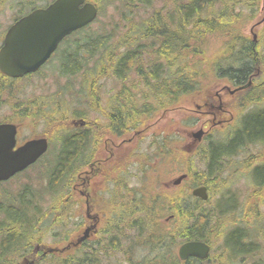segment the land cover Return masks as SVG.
Returning <instances> with one entry per match:
<instances>
[{
  "label": "trees",
  "instance_id": "16d2710c",
  "mask_svg": "<svg viewBox=\"0 0 264 264\" xmlns=\"http://www.w3.org/2000/svg\"><path fill=\"white\" fill-rule=\"evenodd\" d=\"M108 1L113 4L116 0ZM232 2L246 6L235 13H228L222 8L215 10L218 5L227 6ZM152 3L153 0H135L133 7L135 9H138L140 5L148 7ZM253 6L255 3L250 0H182L180 2L172 0V5L166 13H163L161 9L156 10L148 21L144 22L142 38L153 39L149 46L142 45L134 50H127L122 55H117L115 49L100 45L97 39L92 42L86 41L90 42L91 46L86 43L84 46H78L76 49L78 55L68 56L65 60H61L60 73L63 76L81 73L90 60L94 59L95 52L105 48L108 52L105 54L107 61L104 60L102 63L101 74L108 75L111 72L113 77L123 85L120 91L109 98L108 106H112L116 101V106H129L132 103L134 107H138L133 112V127L137 130L146 121L153 120L158 111L168 110L184 102L188 97L195 100L199 98L197 92L200 84V79L197 78L199 72L193 63L203 59L201 52L204 50L208 37L220 33L227 40L224 55L220 57V60L224 62L215 61L214 63L215 75L218 78L229 77L233 83L239 84L244 78V81L248 79L254 66L263 64L264 56L259 52V46L254 45L251 39H247L240 29L244 21L254 16V11L247 13L244 7L252 8ZM204 13L209 17H204ZM241 42L243 43L237 50L238 43ZM190 58L193 59L192 64H190ZM97 67L99 65L84 71L82 75L84 80L79 91L64 89L68 91L70 98L80 100L84 97L91 107L106 112L102 104L95 103L98 94L94 86L96 80L94 70L97 71ZM105 67L108 68L107 72ZM132 72L136 73V77L134 84L128 86L127 81ZM3 81L0 76V90ZM130 88L133 91L141 90V96L135 92L140 98L137 99L136 96L125 93ZM177 88L180 89L177 90ZM32 103L35 104V102ZM47 103L45 101L44 104L47 105ZM153 106H156V110L152 109ZM146 107L150 109L143 113ZM76 111L77 114L83 112ZM254 111L245 116L242 128L229 142L215 143L212 147L206 146L198 152L197 158L206 165L204 173L196 171L191 165L185 163L195 155L179 145L176 131L172 130L169 136L161 137L162 141L157 145L161 148L158 155L165 157L168 162L180 161L178 162L180 168H184L183 172L190 176L188 183L185 184V181L178 192L173 193L162 188L154 192L151 187L142 189L134 195L135 199L131 207L127 208L131 215L133 228L137 229L144 241L142 243L158 254L154 261L147 264H198L201 262L196 258L181 261L174 250L181 242L191 239H202L211 243L209 234L205 233L204 224L206 219H213L211 216L213 210L209 211L211 214L203 210L201 207L203 201L193 197L191 189L196 185H209V180L213 183L214 175L220 171V162L225 157L224 153L235 152L236 148L240 149L250 142L259 144L263 141L264 109ZM107 115L113 116V113H107ZM56 123L57 119L52 118V126L49 130L53 133H61L62 136L61 125L57 126ZM214 140L221 139L212 138V141ZM67 144L65 151L56 157V165L49 174L53 201L47 209H43L45 202L43 196L46 193L40 194L39 190L37 194H34L38 195L37 199L31 196L32 193L30 195L24 191L16 196V200L0 204V264H23L24 260L30 259L37 264H98L96 259L98 249L97 252L89 251V253L77 251L76 255H71L67 259L57 254L42 256L43 253L33 252V245L36 242L43 244L55 224H63L66 218L67 203L63 201V195L54 193L58 192V188L62 186L60 181L65 176V166L69 163L70 168L73 166L74 161L69 160L78 148L79 142L69 141ZM259 166H261L260 169L254 175L257 183L262 184L264 183V164L257 167ZM224 181L229 187L230 183ZM216 183H219L218 180ZM225 197L227 198L228 195L225 194ZM233 203L236 204L232 198L221 200L218 207L226 209L229 204ZM155 212L160 216L169 214L174 217L170 223H165L154 217ZM50 214L53 223L48 222ZM244 239L241 230L231 231L226 240L230 253H242L244 249H250L249 245L243 244ZM211 258L210 255L208 260ZM214 258L220 259L218 262L222 263L224 253H216Z\"/></svg>",
  "mask_w": 264,
  "mask_h": 264
},
{
  "label": "flooded vegetation",
  "instance_id": "af4514ba",
  "mask_svg": "<svg viewBox=\"0 0 264 264\" xmlns=\"http://www.w3.org/2000/svg\"><path fill=\"white\" fill-rule=\"evenodd\" d=\"M52 1L53 0H28L27 5L22 8L21 0H0V13L5 14L8 11L12 12L11 23L6 26L0 25V49L5 44L7 33L12 24L35 9L48 6ZM49 60H47L38 71L27 74L22 78H12L0 72V76L4 80L3 84H1L0 92H9L11 96H14V91H10L13 88V83L36 75L47 65ZM255 70H257V68L254 66L252 71ZM100 72L101 70L99 69L95 76L96 80L94 86L97 88L96 92L98 94L95 103L102 104L106 112L88 105V113L82 112L71 116L68 112L69 107L67 106V102L58 104L56 101L52 103L51 100H43V105L34 104L31 112L29 108L22 116H14V120L5 119L0 122L15 124L18 130V143H21L20 134L25 128L26 120L37 119L50 128L52 126V118H56V125H61L63 131L62 136H59V133L54 136L59 140L60 144V150L56 157L60 156L65 151V147L68 146L67 143H69V141L79 142L78 148L71 156V160H69L70 162L74 161L73 166L70 168L69 163L64 168L63 201L66 202L68 206V211L65 212L66 218L64 224L69 226V220L71 218L69 213L71 211L76 213V218H80L79 226L71 234L66 236L68 239L66 245L68 249L67 251L65 250L66 254H63L65 259L77 251L89 253V251L97 252L98 249V253H96L98 256L96 259L100 261V263L105 260L107 264H113L115 262L117 264H133V262H135L133 246L144 242L137 229L133 228L131 215L127 210V208L131 207L135 199L134 195L141 191L132 185L134 174L133 166L137 164L141 166V163L146 161L145 171L143 170L145 174H161L160 160H162L161 158H163V156L158 155L161 149L157 146L158 139L156 140L153 138L155 142H153L152 145V148H154L152 154H155L156 159L152 162L146 160V155L144 153H136V151L139 150L138 148H141L144 144L148 132L151 131L152 135L160 128V124L158 123L160 120L154 124H147L146 121L135 130L133 127V112L138 107H134L132 103L129 106H116V101L112 106H108V100L114 94L105 99V101L103 100ZM250 76L251 75H249L246 81H244V78V80H242L243 82L239 84H224L218 90L208 91L207 93L203 91L201 93V98L199 100H194L192 106L187 108L188 113L192 114L193 118H196V116L201 118L202 122L198 128L210 129L208 135L205 136L201 142L190 137L180 139V141L183 140L185 145L187 144L193 155H198V152L206 146H213L211 141L214 131H227L234 127L242 114L239 112V109L244 101L246 104H257L256 95L264 94V89L257 87L256 82L259 80V77L253 79V77L250 78ZM227 81L229 80L227 79ZM7 83L11 84L8 85ZM179 89L180 88H177V90ZM125 93L134 95L137 99L141 96V94H139V96L136 95L135 91L131 88L125 91ZM10 101L12 100H9L5 104H9ZM45 101L48 102L47 105L44 104ZM50 103H52V105H50ZM182 108L181 106L180 109ZM12 109L14 111L16 108ZM149 109V107H146L143 109V113H146ZM152 109L156 110V106H153ZM90 113H93L94 117H91ZM107 113H113V116H108ZM117 114H119V116H117ZM49 128L46 127L40 134L32 133L29 139L46 136L51 144V139L53 137ZM186 132L192 134V131ZM232 132L233 130L228 133L227 137ZM252 144L254 143L250 142L239 150L236 148L235 152H238L234 156L240 155L243 151L245 152ZM50 147L51 145L48 151H50ZM48 151L43 157L49 153ZM257 159H260V157L256 155L255 160ZM246 160L250 161L251 159L230 160V163L234 164L231 165L229 163L231 165L230 169H227V167L229 168L230 166L228 164L223 170V172L227 174L224 179L230 183L231 194H226L230 195L227 199L232 198L235 202L238 201V204H235L238 207V212L235 214L234 219L229 218L226 222L228 225L239 226V229H244V231H256L258 233L256 240L251 244L252 247L249 245L250 249H244L242 251V253L248 254H246L245 257H242L243 255L241 254L238 256L241 258L239 262L243 264H264V243L262 242V240L264 241V212L262 211L264 207V186L263 188L257 189L261 184L257 183L254 177V173H256L261 166L251 169L253 164L247 163ZM148 168L149 170H147ZM238 177L246 178L248 184L243 198L239 195V189L233 184ZM147 180L148 183H145V186H153L154 183L162 179L157 177L148 178ZM168 180L169 179L163 180L162 183L166 184ZM182 185L183 184L179 186L171 185L166 189L174 193L178 192ZM207 186L211 195L210 187L209 185ZM51 188L49 176L47 186L39 190L48 193ZM37 190L38 189L27 191V193H30V195L32 192L37 194ZM242 193L243 192H241V194ZM31 196L35 197L33 195ZM173 217V215H169L165 223H170ZM261 217L263 222L261 226H258L257 222L261 221ZM89 228H91V230H89ZM85 234L86 237L81 240ZM228 234H226V240ZM102 236H108L107 243ZM209 237H221L225 243L224 232L222 234L220 233L216 223L215 226L212 225L210 227ZM79 239L80 242H78ZM210 245L212 247V244ZM33 246V251H35V253L45 252L46 245L36 242ZM110 253H124L125 259L118 262L114 255L110 256ZM223 253L229 264L231 260L238 258L231 255L225 245Z\"/></svg>",
  "mask_w": 264,
  "mask_h": 264
},
{
  "label": "rangeland",
  "instance_id": "374dc122",
  "mask_svg": "<svg viewBox=\"0 0 264 264\" xmlns=\"http://www.w3.org/2000/svg\"><path fill=\"white\" fill-rule=\"evenodd\" d=\"M13 1V0H12ZM19 1V0H16ZM22 1V8L25 7L26 2L28 0H21ZM151 1V0H150ZM179 2L182 0H178ZM255 3V6L252 8H245L244 10L247 11V13H252L254 11V16L250 18L247 21H244L240 29L243 33V35L247 39L252 40V33L251 28L254 24H256L259 20L262 19L264 16V11H262L263 7V0H250ZM135 0H116L113 4L110 3L108 0H102L101 2V14L99 18L90 26L85 28L84 30L74 34L69 38V40L65 41L62 48L59 53H55L53 57L51 58V62H49L46 66H44L39 73L36 75H33L29 78L23 79L19 82L13 83V88L10 91H14V96H11L9 92H0V121L5 119H15L14 116H22L24 112L32 111V106L34 105L32 102H35L36 105L42 104L43 100H51V102L56 101L58 104L63 103L64 101L68 102L67 106L69 107V114L72 115L75 113L76 110L83 111L85 113H88V105L89 101H87L86 98H82L80 100H77L76 98H70L68 96L61 95V90L64 88L73 89L75 92L79 91L82 88L84 77L82 76L84 71L88 68L95 67V65H99L97 67V71L94 70V75L98 73V70L102 68L103 61H107V58H105L106 49H98V51L94 55V59L90 60V62L87 64L85 69L78 73L77 75H62L60 73V65L61 60H65L68 56H74L78 55V52L76 51V47L78 46H84L86 45L91 46L90 42L92 40H99V44L102 46L111 47L112 49H115L117 55H122L127 50H134L137 47H141L142 45L149 46L153 39H143L142 33H143V24L149 17L156 11L161 9L163 13H166L167 10L172 5V0H153V3L148 6L144 7L143 5H140L138 9H135L133 7V3ZM243 6H246L244 4H237V3H229L227 6L225 4L218 5L216 7V11L222 9H226L227 12L235 13L239 11ZM0 13V25L6 26L10 24L12 19V12L8 11L5 14ZM204 17H209L206 13L203 14ZM255 32L258 34V42H259V48L262 51L261 55L264 56V23L261 25H258L255 27ZM100 36V39L98 37ZM102 36V37H101ZM90 41V42H86ZM226 37H224L222 34H215L210 37H208L207 42L204 46V50L202 53V58L199 62L193 63V66L195 69L198 70L199 74L197 78L200 79L199 84V90L202 91H214L221 88L224 84H229L227 80L220 79L216 77L215 75V69H214V63L215 61H220L221 63L224 62V60H220V57L224 55V51L226 49ZM243 42L238 43L237 50H239V47L242 45ZM156 45V44H155ZM76 48V49H75ZM242 48V47H241ZM240 48V49H241ZM236 50V49H233ZM108 53V52H107ZM109 55V54H108ZM205 58L207 60H205ZM190 64H192L193 59L190 58ZM210 62V63H209ZM264 66V62H263ZM105 71H108V68L105 67ZM136 77V73L132 72L131 76L129 77L127 81V85L131 86L134 84V79ZM260 84L263 83L264 85V74L259 79ZM102 83V97L103 100L109 98L111 95L115 94L116 92L120 91L123 87L122 83L119 82L115 77H113L112 73L110 72L107 77L101 78ZM10 85L11 83H7ZM257 83V87L260 85ZM264 87V86H263ZM197 90V91H199ZM1 91V90H0ZM137 94H140L138 90L136 91ZM200 93H198L199 95ZM257 104H251V103H245V101L242 103L241 108L239 109V112H241L240 119L235 123L233 128L228 129L227 131H219L217 130L212 138L221 139V140H214L211 141L212 145L214 143H227L229 142L235 134L242 128L243 126V119L245 116L249 115L253 110L254 112H258L264 109V94H257ZM10 101L9 104H5L6 102ZM80 101V102H79ZM193 101V98L188 97L187 100H185L182 105L189 106L190 102ZM65 103V102H64ZM12 108H16L14 111ZM256 108V109H255ZM185 113H188L187 111L183 110L180 111L179 106L177 109L169 110L165 114V119H160V128H158L155 133L151 135V131L148 132L147 138L144 141V144L141 146V148H138L139 150L136 151V153H144L146 155V160L148 162H152L154 159H156L155 154H152L154 152V148H152L153 138L156 140L158 139V143L160 142L161 137H167L169 136V133L174 130L180 132L179 126L183 123L185 128H196L198 127L202 120L199 116H196V118H189ZM161 115L162 111H158L157 115ZM159 115V116H160ZM91 117H94L93 113H90ZM242 120V121H241ZM155 120L148 121L147 124L153 123ZM241 122V123H240ZM45 123L42 121L40 122L37 119H28L25 122V128L22 130L20 134V141H24L25 139H28L32 133H42L44 129L49 126H46ZM181 130H183V127H181ZM233 130V132L227 137L228 133H230ZM182 132V131H181ZM178 137H179V133ZM60 135V134H59ZM53 136V133H52ZM227 137V138H226ZM226 138V139H224ZM224 139V140H222ZM264 142V139L263 141ZM180 144V142H179ZM248 144V143H247ZM181 145V144H180ZM182 146V145H181ZM246 146V145H244ZM60 150V144L59 140L56 137H53L51 139V147L49 153L46 154L45 157H43L37 164L33 165L32 167L28 168L24 172L18 174L11 180L1 183L0 184V204L7 203L8 201L13 200L16 196H18L20 193L24 191H33L35 189H44L49 180V174H51L53 168L56 165V155ZM239 150V148H238ZM236 152L232 153H224L225 157L222 159V162H220L221 168L220 171L214 175L213 177V183L209 180L208 183L210 187V191L212 193L211 200L210 201H203L202 202V209L206 212H209L213 210L212 218L213 219H206V222L203 227L205 228V233L209 234L210 227L213 225L215 226V223L219 227V231L222 234L224 232V240L221 237L219 238H210L211 244L213 246L212 251V258L211 261H208V264H229L224 257L222 260V263H219L218 261L220 259L214 258V254L216 253H223L224 252V245L227 247L226 243V234L230 233L233 230H241L244 235V242L243 244L250 245L252 244L257 236L258 233L256 231H244V229H239V226H233L227 224V219H234L235 214L238 212V207L233 203L232 205H228L226 209H221L218 207L221 200L227 199L225 197V194L230 193V185L229 187L226 186V183L224 180L226 177V173L223 172L225 167L230 163V160H242V159H251L246 160L247 163L253 164L251 169H255L258 165H262L263 160L257 159L255 160V156L261 158V154L264 152V143L259 144H252L245 152L243 151L240 155L234 156ZM177 155H180L177 153ZM235 157V158H233ZM161 174H145L143 170L145 171L146 161L141 163L140 165L133 166V178H132V185L136 189H144L145 183H148V178H157L160 177L159 182H156L153 184V186L147 185L146 188L151 187L154 192L160 191L161 188H163V180L170 179L174 177L175 175L183 172L184 168H180V164L178 160L170 161L166 160V158H161ZM185 163L191 165L193 169L196 171H200V173H204L206 169V165L202 164L201 161L197 158V155L193 156L189 161H185ZM233 165L234 163H230ZM229 164V165H230ZM231 165L229 168L230 169ZM256 166V167H255ZM235 169V168H234ZM142 170V171H141ZM149 170V168L147 169ZM255 177V175H254ZM216 180H218L219 183H216ZM256 180V179H255ZM62 183L61 188H58V192L54 194H64V187H63V180L60 181ZM188 181L185 183L187 184ZM234 186L239 189V195L241 198L244 197V192L248 188L247 180L244 177H238L234 181ZM264 183H262L257 189L263 188ZM232 189V187H231ZM234 189V188H233ZM40 191V190H39ZM241 192H243L241 194ZM40 194H43L41 191ZM49 197L45 196V203L43 205V209H47L50 204L53 201V189L51 188L50 191H48ZM230 195H228L229 197ZM37 199V197H36ZM34 201V200H33ZM237 201V199H236ZM238 204V201L236 202ZM204 207V208H203ZM262 211L264 212V207L262 208ZM210 213V212H209ZM211 214V213H210ZM70 220H69V226L66 224L64 226L55 224V226L49 231L48 238L46 239V243L48 244H55L60 245L63 243V241L66 239V236L68 234H71L80 223V218H76V213L71 211L69 213ZM154 217L157 220L163 221L166 218V215L160 216L158 213L155 212ZM48 222L53 223V219L50 216L48 217ZM263 222V219L261 217V221L257 222L258 226H261ZM104 237V236H102ZM108 237V236H107ZM107 237H104V241H107ZM264 243V241L262 240ZM177 247V246H176ZM176 247L174 250H176ZM133 253H134V259L135 262L133 264L139 263L145 264L150 263L151 261H154V259L157 257V253L152 252V248L145 246L143 243L137 244L133 246ZM233 256L238 257L240 254L243 255L242 257H245L248 253H230ZM114 255L116 258V261H121L125 259L124 253H110V256ZM235 259V260H234ZM231 260L230 264H243L240 261L241 258H234ZM115 260V259H114ZM146 263V264H147ZM113 264H117L116 262ZM119 264V263H118ZM127 264V263H125Z\"/></svg>",
  "mask_w": 264,
  "mask_h": 264
},
{
  "label": "water",
  "instance_id": "95a60500",
  "mask_svg": "<svg viewBox=\"0 0 264 264\" xmlns=\"http://www.w3.org/2000/svg\"><path fill=\"white\" fill-rule=\"evenodd\" d=\"M85 0H55L47 8L34 10L17 21L9 30L5 44L0 50V70L11 77H21L37 71L56 50L60 41L88 23L98 14V8ZM256 38V36H254ZM203 130L193 134L197 140ZM17 127L11 123L0 124V181L6 180L35 162L48 148L45 137L34 138L17 146ZM186 177L174 180L179 184ZM193 195L203 200L209 198L205 185L196 187ZM210 246L203 241L192 240L183 243L179 256L206 259Z\"/></svg>",
  "mask_w": 264,
  "mask_h": 264
}]
</instances>
